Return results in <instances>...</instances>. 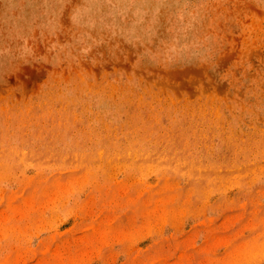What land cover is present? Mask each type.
Returning a JSON list of instances; mask_svg holds the SVG:
<instances>
[{
	"label": "rangeland",
	"instance_id": "374dc122",
	"mask_svg": "<svg viewBox=\"0 0 264 264\" xmlns=\"http://www.w3.org/2000/svg\"><path fill=\"white\" fill-rule=\"evenodd\" d=\"M0 93V264H264V0H0Z\"/></svg>",
	"mask_w": 264,
	"mask_h": 264
},
{
	"label": "bare ground",
	"instance_id": "6f19581e",
	"mask_svg": "<svg viewBox=\"0 0 264 264\" xmlns=\"http://www.w3.org/2000/svg\"><path fill=\"white\" fill-rule=\"evenodd\" d=\"M130 55V54H129ZM130 60V59H129ZM120 65V64H119ZM120 66H122V65H120ZM108 68V67H107ZM185 72H187V71H185ZM182 73H184V72H182ZM178 74V73H177ZM171 77V76H170ZM180 77V76H179ZM186 77H187V75H186ZM192 80V79H191ZM187 81V80H186ZM176 82V81H175ZM181 82V81H180ZM160 83H161V81H160ZM188 83V82H187ZM185 85H186V83H184ZM194 84V83H193ZM157 85V84H156ZM188 85H189V83H188ZM171 88H172V86H170ZM177 87H179V85L177 86ZM191 87V86H190ZM189 87V88H190ZM180 88V87H179ZM187 88V87H186ZM204 88V87H203ZM176 90H177V88H175ZM181 89H182V87H181ZM175 90V91H176ZM188 91V90H187ZM190 92H194V91H190ZM2 93V92H1ZM0 93V94H1ZM176 93V92H175ZM203 93H204V91H203ZM3 94V93H2ZM195 94V93H194ZM178 96L180 95L179 93L177 94ZM176 95V96H177ZM192 95V94H191ZM180 97V96H179ZM177 99H178V97H177ZM184 104V103H183ZM186 105V104H185ZM199 108V107H198ZM206 109V108H205ZM210 110V109H209ZM216 110V109H215ZM187 116V115H186ZM259 118V117H258ZM216 170H218V169H216ZM216 170H213V171H211L210 172V174L211 173H216L217 171ZM189 172H190V174L191 175H193V179H196V178H199V177H201L203 174H204V171L203 172H201V170L197 167V166H193V168H190L189 169ZM199 174V175H198Z\"/></svg>",
	"mask_w": 264,
	"mask_h": 264
}]
</instances>
